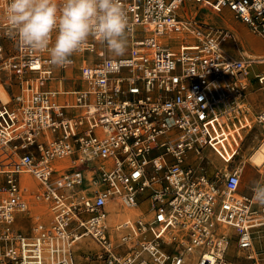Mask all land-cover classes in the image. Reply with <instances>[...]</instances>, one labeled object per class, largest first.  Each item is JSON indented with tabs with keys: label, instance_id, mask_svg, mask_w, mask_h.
Returning a JSON list of instances; mask_svg holds the SVG:
<instances>
[{
	"label": "built area",
	"instance_id": "built-area-1",
	"mask_svg": "<svg viewBox=\"0 0 264 264\" xmlns=\"http://www.w3.org/2000/svg\"><path fill=\"white\" fill-rule=\"evenodd\" d=\"M121 2L124 54L92 40L62 67L11 37L0 11V264H187L194 252L195 264H264V206L229 167L264 128L247 103L264 54L206 19L228 13L264 40V0ZM206 147L225 170H204ZM34 199L48 221L28 212ZM21 216L37 221L25 230Z\"/></svg>",
	"mask_w": 264,
	"mask_h": 264
},
{
	"label": "clouds",
	"instance_id": "clouds-1",
	"mask_svg": "<svg viewBox=\"0 0 264 264\" xmlns=\"http://www.w3.org/2000/svg\"><path fill=\"white\" fill-rule=\"evenodd\" d=\"M8 34L36 52L47 53L57 67L92 40L104 44L114 56L128 45L132 25L121 0H6L3 8ZM253 199L264 206V181L252 187Z\"/></svg>",
	"mask_w": 264,
	"mask_h": 264
},
{
	"label": "rangeland",
	"instance_id": "rangeland-1",
	"mask_svg": "<svg viewBox=\"0 0 264 264\" xmlns=\"http://www.w3.org/2000/svg\"><path fill=\"white\" fill-rule=\"evenodd\" d=\"M180 11H182V7L180 9ZM220 16H222L223 18H226V17H231L228 13L222 15V14H219ZM220 16H218V13L217 15L213 14L212 12H208L206 14V19L209 21V22H219L221 24H225ZM233 19V18H232ZM234 21V24L236 26H239L240 25V22L238 21ZM239 31L243 34V37L247 43V47L251 48L252 46L256 45L257 44V41L260 43L261 46H264V41L261 40V39H258L255 37H252L251 38L255 41L253 42H248L247 40V36H244L246 34V31H243L242 29H239ZM249 31V30H248ZM250 32V31H249ZM251 33V32H250ZM252 34V33H251ZM253 36H258V35H255V34H252ZM259 37V36H258ZM263 42V43H261ZM253 50H255V48H251ZM256 86V87H255ZM263 87V89H262ZM260 86L258 84V86L255 84L254 86H252V88H254V92H252L254 95H255V98L256 96H258V100L257 102L254 103V105L252 104L253 102V99H255L254 97L251 98L250 100H248V103L251 102V111L253 113H256L260 110H264V86ZM250 95V94H248ZM248 99H249V96H248ZM250 105V104H249ZM264 128L263 126L261 125H258L252 132L249 133V135L247 136V139L243 145V148H242V151H241V155L238 156L230 165L229 167H234L236 165H240V166H244V168L248 171V174L246 173L245 169L243 168V175H242V185H241V192L242 193H245V194H248L252 191V187L255 183H257L258 181H264V170L258 168V167H255L251 164V161H250V154L254 151L255 147L257 146V144H259L260 140L261 139H264ZM206 148H209V147H206ZM205 148V149H206ZM204 149V150H205ZM203 150V152H204ZM209 155L210 157L212 158V161L215 162V163H218V167H222L224 165L227 164V162H224L213 150H211L209 148ZM248 160V161H247ZM226 163V164H225ZM202 164L204 165V170L212 175L214 172H215V168L212 164L209 163V159L207 158V156H205V159L204 161L202 162ZM220 170H224V168H219ZM261 172V173H260ZM29 178H31V185L29 186L30 188H36L37 186V183L36 181L34 180V178H32L31 176H27ZM46 207L43 208V215H39L41 216L42 220L43 221H48L49 219V215H48V212H49V209L47 208L48 204H44ZM128 211L126 212H123L124 214L127 213ZM35 212H32V214H34ZM41 213V212H40ZM48 215V216H46ZM40 218V219H41ZM29 222L27 223L28 225V229L32 226V223H35L37 221V218L36 217H33L31 219L28 220ZM34 225V224H33ZM195 258V254H189L187 256V264H192V260ZM239 259V264H251V261L249 260H246L242 257L238 258Z\"/></svg>",
	"mask_w": 264,
	"mask_h": 264
},
{
	"label": "bare ground",
	"instance_id": "bare-ground-1",
	"mask_svg": "<svg viewBox=\"0 0 264 264\" xmlns=\"http://www.w3.org/2000/svg\"><path fill=\"white\" fill-rule=\"evenodd\" d=\"M185 9H186V7H184ZM194 8V10H195V7L194 6H192V7H189V12H192V9ZM213 14H215V15H217V13H214V12H212ZM230 15V14H229ZM218 16H220L219 14H218ZM231 16V18H233L232 17V15H230ZM220 18H221V20L223 21V19H222V17L220 16ZM233 20H235V21H238V20H236V19H234L233 18ZM224 23H225V21H223ZM239 22V21H238ZM226 24V23H225ZM242 24V23H241ZM230 26V25H229ZM245 26V25H244ZM230 27H232V26H230ZM246 27V26H245ZM234 30H236L234 27H232ZM239 28L240 29H242L243 31H246V34L244 35V36H247V40H248V42H253V41H255V40H253L252 38H251V36L252 37H254V39H255V37L256 38H258V36H253L246 28H243L242 26H240L239 25ZM261 40H263L261 37H259ZM258 38V39H259ZM264 41V40H263ZM261 43H263V42H261ZM247 44V43H246ZM261 46V45H260ZM262 48L261 49H264V46H261ZM252 48H254V46H252ZM263 52V51H262ZM260 54H262L261 52H259ZM258 54V53H257ZM0 97L2 98V100L3 101H7V100H9V96H8V93L0 86ZM264 138V137H263ZM193 157H194V159H196V158H198L199 156H198V154L199 153H197L196 151H193ZM201 155H202V157H203V161H204V159H205V156H207V158L209 159V163L210 164H212L213 166H214V168H215V170H216V168H224V170H225V168L228 166V163L226 164V165H224V166H222V167H218L217 166V164H215L213 161H212V158L210 157V155H209V148H206L205 150H204V152L203 153H201ZM248 161V160H247ZM250 161H251V164L253 165V166H255V167H258V168H260L261 170L263 169L264 170V139H261L260 140V142H259V144H257V146L255 147V149H254V151L250 154ZM199 162H200V159L199 160H196L195 161V163L196 164H199ZM243 168H244V166H243ZM247 174H248V172H246ZM27 176H29V175H24V181H25V184H26V186L28 185V187L31 185V178H29V177H27ZM31 182V183H30ZM33 184V183H32ZM32 186V185H31ZM30 188V187H29ZM36 189H38L37 187H36ZM46 206L44 205V204H41L40 203V201H37V200H33L32 202H31V204H29V213H32V212H35L34 214H37V215H43V208H45ZM47 208H48V206H47ZM49 209V208H48ZM133 210H134V212H133ZM126 211H128L127 213H125V214H129V215H134V214H136V213H139V211H138V209H126ZM41 212V213H40ZM48 214H49V212H48ZM124 214V213H123ZM25 215V214H24ZM46 216H48V215H46ZM42 219V218H41ZM18 224H19V226H21V227H23V229H28V226H27V220H26V218H24L23 216H21V219H20V221H18ZM113 232H115V230L113 229ZM253 232L255 233V240H254V253L253 254H258V251H263V254H264V228H255L254 230H253ZM225 233L226 234H228V235H231V234H233V229L232 228H230V227H226L225 228ZM235 243H232L231 245H230V248H229V252H231V250H232V248H235ZM193 254H195V258L192 260V264H195V261H196V258H197V254L194 252ZM192 254V255H193ZM242 254V252H238L237 253V256H240ZM234 256V255H233Z\"/></svg>",
	"mask_w": 264,
	"mask_h": 264
},
{
	"label": "crops",
	"instance_id": "crops-1",
	"mask_svg": "<svg viewBox=\"0 0 264 264\" xmlns=\"http://www.w3.org/2000/svg\"><path fill=\"white\" fill-rule=\"evenodd\" d=\"M192 11L193 12H195V10H194V8L192 9ZM222 17V16H221ZM222 19H223V21H225V23L226 24H224V25H227V26H232V27H234L236 30H234L232 27H230L231 29H233L235 32H236V34H237V36H239V38L241 39V42H242V44H243V46H244V48H245V51L246 52H248V53H250V54H252L253 56H258V55H262V54H264V49H261L262 47L260 46V43L257 41V44L256 45H254V48H255V50H253V49H251V48H249V47H247L246 45V41H245V39H244V37H243V34L239 31V26H236L235 24H234V21H233V19L231 18V17H226V18H223L222 17ZM213 23H216V24H221V23H219V22H213ZM240 26H242L243 28H246L245 26H244V24L242 23L241 24V22H240ZM247 29V28H246ZM248 30V29H247ZM259 38V37H258ZM260 39V38H259ZM263 51V52H262ZM259 52H261L262 54H260ZM258 53V54H257ZM233 55H237V52H233ZM257 85L258 86V83H257V81L255 80V79H253L252 81H251V88H250V91H249V94L250 95H248L249 96V99L247 98V103H248V100H250L251 98H255V95L252 93V92H254L255 90H254V88H252V86H254V85ZM256 87V86H255ZM262 89H263V87H262ZM258 96H256V98L255 99H253V102H252V104L254 105V103L255 102H257V100H258V98H257ZM250 104V105H249ZM248 105H249V107L251 106V102H249L248 103ZM251 108V107H250ZM215 163V162H214ZM215 164H218V163H215ZM226 164V163H225ZM218 166V165H217ZM245 169V168H244ZM245 171L246 172H248L246 169H245ZM261 173V172H260ZM264 174V173H263ZM133 212H134V210H133Z\"/></svg>",
	"mask_w": 264,
	"mask_h": 264
}]
</instances>
